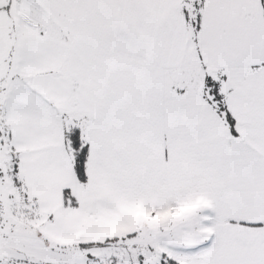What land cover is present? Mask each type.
Here are the masks:
<instances>
[{
	"label": "snow or ice",
	"instance_id": "6c2138e0",
	"mask_svg": "<svg viewBox=\"0 0 264 264\" xmlns=\"http://www.w3.org/2000/svg\"><path fill=\"white\" fill-rule=\"evenodd\" d=\"M0 264H264V0H0Z\"/></svg>",
	"mask_w": 264,
	"mask_h": 264
}]
</instances>
